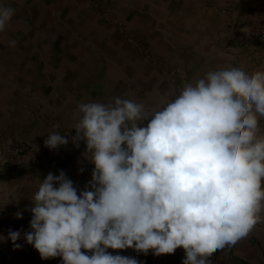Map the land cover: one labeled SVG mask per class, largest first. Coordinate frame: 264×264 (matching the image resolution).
Segmentation results:
<instances>
[{
	"label": "clouds",
	"instance_id": "clouds-1",
	"mask_svg": "<svg viewBox=\"0 0 264 264\" xmlns=\"http://www.w3.org/2000/svg\"><path fill=\"white\" fill-rule=\"evenodd\" d=\"M14 14L0 6V33ZM261 118L264 70L236 67L186 81L175 99L151 109L121 97L78 104L72 139L86 143L93 190L78 196L63 171L36 177L27 243L63 264H139L107 249L159 256L181 247L182 264H212L214 253L264 222ZM68 142L51 132L45 146ZM19 238L9 231L15 247Z\"/></svg>",
	"mask_w": 264,
	"mask_h": 264
},
{
	"label": "crops",
	"instance_id": "crops-1",
	"mask_svg": "<svg viewBox=\"0 0 264 264\" xmlns=\"http://www.w3.org/2000/svg\"><path fill=\"white\" fill-rule=\"evenodd\" d=\"M111 1L108 9L154 49L163 62L160 64L170 70L183 58L178 59L171 51L168 35L186 34L192 45L183 59L188 68L184 82H194L207 71L220 68L236 67L247 73L264 70V48L260 46L241 47L250 55L243 58L240 47L234 48V57L208 56L214 33L242 34L243 42L247 39L245 44L251 45L250 33H255L259 18L264 17V0ZM230 5H234L230 13L221 10ZM0 6L15 9L6 30L0 33V254L13 257L19 250L9 247L12 241L8 234L19 231L17 241L24 238V226L32 219L36 177L42 181L49 173L59 175L63 171L78 196L93 190L90 182L95 165L86 156V143L72 139L76 135L77 105L108 103L121 97L151 109L175 99L183 84L177 89L161 65L126 45L119 30L93 9L92 0H0ZM203 49L209 51H198ZM148 122L146 119L137 126L146 127ZM259 125L264 132V118ZM51 132L65 135L68 144L57 149L46 147ZM6 140L27 146L21 162L6 159ZM18 212L21 218H17ZM255 240L264 241V222L258 223L247 238L212 257L239 264L244 255H254L256 248L251 241ZM257 264H263L259 257Z\"/></svg>",
	"mask_w": 264,
	"mask_h": 264
},
{
	"label": "rangeland",
	"instance_id": "rangeland-1",
	"mask_svg": "<svg viewBox=\"0 0 264 264\" xmlns=\"http://www.w3.org/2000/svg\"><path fill=\"white\" fill-rule=\"evenodd\" d=\"M211 0H205V2H209ZM111 0H92V6L93 9L98 10V15L108 24L114 25L120 32L121 38L124 40L125 44L129 47L138 50L142 56L153 63H156L157 65H161V70L165 72L168 76H170L174 82V85L177 89L182 87V84H184V81L188 75V68L185 64V61L183 59H186V53H189L192 45V42L188 40L186 37V34H182L181 32L178 33H172L169 36V39L171 40V45H169L171 51L176 54V57L178 59H182V63L179 65H176L174 69H169L166 65L160 64L161 59L158 57V54L147 45V43L139 38L137 34L131 30L127 24L117 17V13H113L108 9L107 4H110ZM114 2H117V0H114ZM127 0H119L120 4H125ZM118 3V2H117ZM185 3V2H184ZM129 4H134L131 1H129ZM190 5V3H188ZM231 7L226 6V8L221 7V10L227 11L230 13L232 11V8H234V5H230ZM142 9V8H140ZM227 14V13H226ZM220 18V17H219ZM261 19V20H260ZM260 22L256 24L255 33H250V35L253 36V43L248 46V44H245L243 42L244 37H242V34H217L214 33V38L210 37V48L213 55H210L208 53V56H211L212 58L221 57L223 59H226L230 56H235L234 48L242 47L249 49L252 45L260 46L264 48V40L261 39L260 33L264 31V17L259 18ZM160 27V26H159ZM158 31V29H154ZM240 42L242 43L241 45ZM249 43V42H248ZM240 49V55L241 58L243 56H250L249 53L246 52V50ZM199 52H202L204 54L209 51L208 49L198 50ZM249 51V50H247ZM242 52H246L247 54H243ZM237 54V55H239ZM207 56V55H206ZM239 57V56H238ZM236 57V60L237 58ZM204 59V56H203ZM187 73V75H186ZM181 75H183L181 77ZM178 80V81H177ZM31 228L30 225L24 226V238L21 241H16L15 243L20 245V247H16V251L19 250V254L13 257L8 256H1L0 254V264H63L62 258L57 256L55 258H48V259H42L39 252L31 245L28 244L25 239V233L30 232ZM252 245L254 246V249L256 248V251L254 252V255L249 253L248 255H244V258H241V262L239 264H257V257H259L264 264V241H251ZM9 247L15 248L13 242H8ZM83 252H85L88 255H91V252L88 250L82 249ZM107 252L112 255H121L126 257L135 258L138 260L139 264H182L183 260L185 259V251L181 247L180 249L177 248L174 252V254H162L159 256H156L153 254L152 250H149L147 255L144 253H138L133 248L128 249H107ZM212 264H227L225 260H221L220 258H214L211 257ZM233 264V263H231Z\"/></svg>",
	"mask_w": 264,
	"mask_h": 264
},
{
	"label": "built area",
	"instance_id": "built-area-1",
	"mask_svg": "<svg viewBox=\"0 0 264 264\" xmlns=\"http://www.w3.org/2000/svg\"><path fill=\"white\" fill-rule=\"evenodd\" d=\"M260 37L264 40V31L260 33ZM5 157L11 162H21L27 154V146L21 142L6 140L3 144Z\"/></svg>",
	"mask_w": 264,
	"mask_h": 264
}]
</instances>
